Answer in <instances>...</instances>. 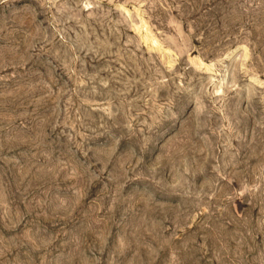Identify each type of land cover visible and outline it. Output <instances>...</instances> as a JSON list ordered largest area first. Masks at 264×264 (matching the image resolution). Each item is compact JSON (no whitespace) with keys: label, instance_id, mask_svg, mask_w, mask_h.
<instances>
[{"label":"rangeland","instance_id":"1","mask_svg":"<svg viewBox=\"0 0 264 264\" xmlns=\"http://www.w3.org/2000/svg\"><path fill=\"white\" fill-rule=\"evenodd\" d=\"M0 264H264V0H0Z\"/></svg>","mask_w":264,"mask_h":264}]
</instances>
